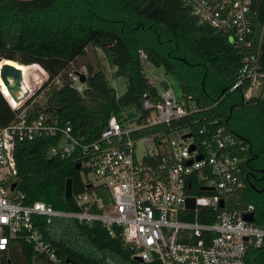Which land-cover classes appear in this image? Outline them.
Wrapping results in <instances>:
<instances>
[{
	"label": "trees",
	"instance_id": "trees-1",
	"mask_svg": "<svg viewBox=\"0 0 264 264\" xmlns=\"http://www.w3.org/2000/svg\"><path fill=\"white\" fill-rule=\"evenodd\" d=\"M251 9L255 11L251 50L264 71V0H253ZM88 47L101 51L103 66L85 59ZM246 51L226 34L199 23L181 0H0V57L38 65L47 75L36 93L42 91L43 101L31 105L35 114L49 112L95 139L112 116L119 120L126 119L124 114L134 116L142 108L144 93L154 101L161 99V88L144 70L146 60L174 78L183 98L191 96L205 108L194 116L199 119L194 131L202 123L224 126L247 146L238 153L246 186L235 194L232 206L253 204V221L264 228V91L249 99L244 98L246 86L230 91ZM83 58L86 80L79 92L68 73L77 70L71 65ZM104 63L114 69L112 78L122 79L121 93L108 79ZM14 114L0 90V127ZM56 143L57 137L43 136L16 144L17 187L25 204L40 200L56 210L78 211L75 196L84 189L80 173L67 158L49 160ZM68 178L72 197L65 198ZM198 188L189 192L199 194ZM188 218L195 219V214ZM197 219L209 222L213 216L199 212ZM36 223L62 261L160 264L134 261L119 237L111 236L99 222L58 219L45 226L40 218ZM96 253L108 254L112 261L104 262ZM10 263L50 264L23 239L15 240ZM246 264H264V244L247 252Z\"/></svg>",
	"mask_w": 264,
	"mask_h": 264
},
{
	"label": "built area",
	"instance_id": "built-area-1",
	"mask_svg": "<svg viewBox=\"0 0 264 264\" xmlns=\"http://www.w3.org/2000/svg\"><path fill=\"white\" fill-rule=\"evenodd\" d=\"M181 1L199 23L247 50L230 91L246 86L245 99L254 92L261 95L264 71L251 50L253 0ZM75 71L68 76L81 92L83 83ZM43 72L17 100L6 97L0 87L15 111L12 121L0 127V264H11L10 253L18 239L46 256L50 264H73L62 261L44 238L36 223L40 218L45 226L58 219L99 222L111 236L119 237L132 259L139 257L143 263L246 264L247 252L264 244V228L244 218L253 216V204L232 206L235 194L246 186L238 153L247 146L224 126L202 123L194 131L199 123L194 116L205 108L191 96H169L168 86L162 89L166 94L160 89L159 101L144 93L142 108L134 116L124 114L122 120L112 116L95 139H88L57 116L32 111L31 98L47 79ZM43 136L57 137L50 158L60 156L80 165L84 189L75 196L78 211L56 210L40 200L22 202L14 148L21 141ZM141 142H146V151L138 155L136 147ZM197 188L201 193L189 192ZM188 197L194 198L193 209L186 207ZM199 212L213 219L199 221ZM191 214L195 219L188 218Z\"/></svg>",
	"mask_w": 264,
	"mask_h": 264
},
{
	"label": "rangeland",
	"instance_id": "rangeland-1",
	"mask_svg": "<svg viewBox=\"0 0 264 264\" xmlns=\"http://www.w3.org/2000/svg\"><path fill=\"white\" fill-rule=\"evenodd\" d=\"M89 59L93 65L95 67H98V66H103V62L101 61V58H102V54H101V51L97 48H94V47H88L87 48V57H85V59ZM83 59H79V60H76L72 63L71 67L72 69H79V70H82L83 73H85V68L82 66V63H83ZM104 66L106 68V72L108 74V79L110 80L111 84L115 85L116 88L120 87L119 90H118V93L122 92L123 89L121 87V82H122V79L121 78H112V74L114 72V69H111V68H108L105 63H104ZM24 69L23 71H21V80L22 78L25 80V75L27 74L28 77L31 78V82H32V76L34 73H39V74H42L40 71L42 70L41 67H39L38 65H29V66H25L23 65ZM144 70L148 76V78L150 79L151 82L155 83L156 85H158L161 90L163 89V84L166 83L168 85V88H170L167 92L169 94V96H178L179 95V89H178V86H177V83L176 81L174 80V78L169 75V74H165L163 72V69L162 68H157L155 66H153L152 64H150L148 61L144 60ZM10 85L12 86H16V83H9ZM25 84L24 83H19V85L16 87L18 90H13V91H9V94L11 96V98H15L16 95H19L21 94L22 91L20 88L23 87ZM162 92L164 94H166V92L164 90H162ZM37 93V92H36ZM34 93V95L32 96V100L34 102H42L43 101V98H42V93H39L38 95ZM37 96H36V95ZM258 93L254 92L251 97L253 96H257ZM146 142H141V143H138L137 144V154L138 155H143L146 151ZM147 146L148 147H152V144H149L147 143ZM100 258L101 260H103L104 262L105 261H112V258L108 255V254H105V253H96ZM118 264H123V263H118Z\"/></svg>",
	"mask_w": 264,
	"mask_h": 264
},
{
	"label": "water",
	"instance_id": "water-1",
	"mask_svg": "<svg viewBox=\"0 0 264 264\" xmlns=\"http://www.w3.org/2000/svg\"><path fill=\"white\" fill-rule=\"evenodd\" d=\"M7 61H12V60L3 59V58L0 57V64H1L0 75H1V78H2V80L4 82V84L10 90L13 91L19 85V81L21 79V72L18 69H16L15 67H13L12 65H10L9 63H7ZM75 74H77L79 76L80 82H82V83L85 82L86 75L84 73L79 72V71H75ZM8 76H11V77H13L15 79V82H16V86L15 87L9 84V81L7 80ZM188 136H190V134H187L184 137H188ZM191 149H193L192 146H191ZM197 159H201V156H199ZM49 160H51V158ZM75 167L78 169L80 167V165L76 164ZM14 186H15V183H13L11 185V188H13ZM64 196H65V198L72 197V178H68L66 180V182H65ZM220 204H222V202ZM186 207L188 209H193L194 208V198L188 197L186 199ZM244 218L246 220H249V221L253 220L252 214H247V215L244 216ZM133 260L136 261V262H139V263H143V261L139 257H135ZM66 261L68 262L69 260H66Z\"/></svg>",
	"mask_w": 264,
	"mask_h": 264
},
{
	"label": "bare ground",
	"instance_id": "bare-ground-1",
	"mask_svg": "<svg viewBox=\"0 0 264 264\" xmlns=\"http://www.w3.org/2000/svg\"><path fill=\"white\" fill-rule=\"evenodd\" d=\"M7 63H9L10 65H12L13 67H15L16 69H18L20 72L21 71H23V69H24V67H23V65L22 64H20V63H18V62H16V61H7ZM0 68H1V64H0ZM42 74H39V73H34L33 75H31L32 76V80L35 78V79H37V80H40L41 79V77H42V75H43V69L40 71ZM26 77H25V80L22 78V80H21V83H24L25 85L23 86V87H21L20 89L22 90V91H24V92H22L21 94H19V95H16V97L15 98H11V96H10V94H9V91H12V90H10L5 84H4V82H3V80H2V78H1V75H0V87L3 89V91H4V95L6 96V97H8L10 100H16V99H19V98H21L22 96H24L25 95V93L28 91V86H27V84H29V83H31V78L30 77H28L27 76V74L25 75ZM22 77V76H21ZM7 80L9 81V83H11V84H13V83H16L15 82V79L13 78V77H11V76H8L7 77ZM18 88V87H17ZM15 89V90H18V89Z\"/></svg>",
	"mask_w": 264,
	"mask_h": 264
}]
</instances>
